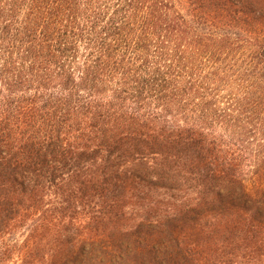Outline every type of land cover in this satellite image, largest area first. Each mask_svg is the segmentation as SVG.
Listing matches in <instances>:
<instances>
[{
	"label": "trees",
	"instance_id": "16d2710c",
	"mask_svg": "<svg viewBox=\"0 0 264 264\" xmlns=\"http://www.w3.org/2000/svg\"><path fill=\"white\" fill-rule=\"evenodd\" d=\"M0 264H264V0H0Z\"/></svg>",
	"mask_w": 264,
	"mask_h": 264
},
{
	"label": "rangeland",
	"instance_id": "374dc122",
	"mask_svg": "<svg viewBox=\"0 0 264 264\" xmlns=\"http://www.w3.org/2000/svg\"><path fill=\"white\" fill-rule=\"evenodd\" d=\"M180 6H181V10H183L184 13H186V11L188 10L187 6L184 3H181Z\"/></svg>",
	"mask_w": 264,
	"mask_h": 264
}]
</instances>
